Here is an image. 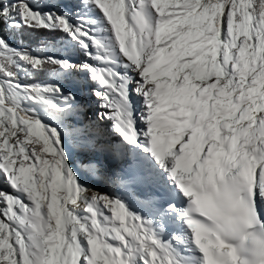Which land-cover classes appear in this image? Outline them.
<instances>
[{"label":"snow or ice","instance_id":"1","mask_svg":"<svg viewBox=\"0 0 264 264\" xmlns=\"http://www.w3.org/2000/svg\"><path fill=\"white\" fill-rule=\"evenodd\" d=\"M0 264H264V0H0Z\"/></svg>","mask_w":264,"mask_h":264}]
</instances>
